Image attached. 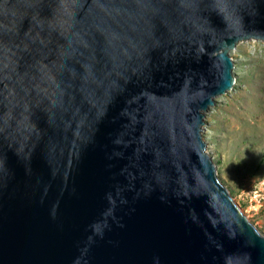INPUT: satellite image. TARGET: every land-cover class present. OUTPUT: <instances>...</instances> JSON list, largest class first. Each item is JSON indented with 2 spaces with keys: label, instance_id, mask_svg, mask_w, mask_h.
<instances>
[{
  "label": "water",
  "instance_id": "95a60500",
  "mask_svg": "<svg viewBox=\"0 0 264 264\" xmlns=\"http://www.w3.org/2000/svg\"><path fill=\"white\" fill-rule=\"evenodd\" d=\"M264 0H0V264H264L202 136Z\"/></svg>",
  "mask_w": 264,
  "mask_h": 264
},
{
  "label": "rangeland",
  "instance_id": "374dc122",
  "mask_svg": "<svg viewBox=\"0 0 264 264\" xmlns=\"http://www.w3.org/2000/svg\"><path fill=\"white\" fill-rule=\"evenodd\" d=\"M230 53L235 84L205 112L202 136L220 181L264 235V41Z\"/></svg>",
  "mask_w": 264,
  "mask_h": 264
}]
</instances>
